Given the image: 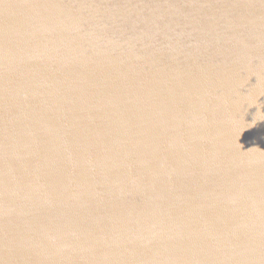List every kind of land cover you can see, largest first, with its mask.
Returning <instances> with one entry per match:
<instances>
[{"label": "water", "instance_id": "95a60500", "mask_svg": "<svg viewBox=\"0 0 264 264\" xmlns=\"http://www.w3.org/2000/svg\"><path fill=\"white\" fill-rule=\"evenodd\" d=\"M0 264H264V0H0Z\"/></svg>", "mask_w": 264, "mask_h": 264}]
</instances>
